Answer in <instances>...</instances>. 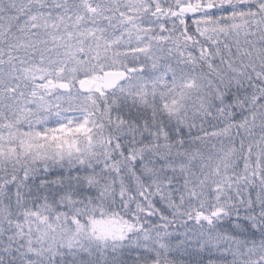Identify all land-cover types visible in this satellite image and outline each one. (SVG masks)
<instances>
[{
	"label": "snow or ice",
	"instance_id": "obj_1",
	"mask_svg": "<svg viewBox=\"0 0 264 264\" xmlns=\"http://www.w3.org/2000/svg\"><path fill=\"white\" fill-rule=\"evenodd\" d=\"M0 264H264V0H0Z\"/></svg>",
	"mask_w": 264,
	"mask_h": 264
}]
</instances>
